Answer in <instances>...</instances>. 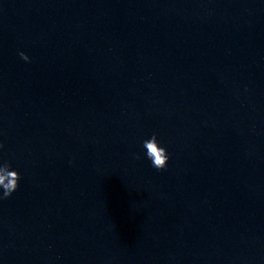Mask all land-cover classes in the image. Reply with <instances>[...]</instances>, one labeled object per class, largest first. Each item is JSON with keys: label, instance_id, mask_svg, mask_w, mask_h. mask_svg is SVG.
<instances>
[{"label": "clouds", "instance_id": "clouds-1", "mask_svg": "<svg viewBox=\"0 0 264 264\" xmlns=\"http://www.w3.org/2000/svg\"><path fill=\"white\" fill-rule=\"evenodd\" d=\"M20 57L30 62V58L24 52L19 53ZM4 145L0 143V149H3ZM143 148L146 149L147 158L151 161L152 167L157 170H164L167 168L169 155L166 148L162 147L157 140V135L152 134L150 139L143 141ZM136 159H139L137 154ZM10 164L4 162L0 164V189L3 190L0 195V200L8 199L19 188V181L21 179L20 173L16 170H10Z\"/></svg>", "mask_w": 264, "mask_h": 264}]
</instances>
